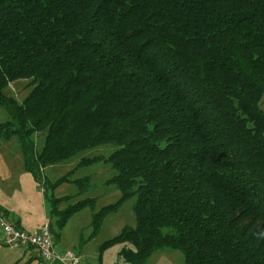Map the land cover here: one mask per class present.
<instances>
[{"label":"trees","instance_id":"obj_1","mask_svg":"<svg viewBox=\"0 0 264 264\" xmlns=\"http://www.w3.org/2000/svg\"><path fill=\"white\" fill-rule=\"evenodd\" d=\"M20 78L21 102L3 92ZM263 94L264 0H0V142L17 138L55 241L92 203L61 208L45 166L113 144L109 180L135 198V225L103 247L124 264L163 248L184 264H264Z\"/></svg>","mask_w":264,"mask_h":264},{"label":"rangeland","instance_id":"obj_2","mask_svg":"<svg viewBox=\"0 0 264 264\" xmlns=\"http://www.w3.org/2000/svg\"><path fill=\"white\" fill-rule=\"evenodd\" d=\"M28 82L29 80L26 78L12 81L3 88V92L21 102L30 90L29 85H27ZM260 107L264 112V94L260 101ZM7 117L6 110L0 106V122L5 121ZM34 139L36 149L40 151L43 146V136L35 135ZM114 148L113 144L93 146L62 161L48 164L43 170L45 179L54 184L51 193L54 197L63 198L60 204L61 208H65L69 204L72 205L81 199H88L92 203L90 206L83 207L73 213L62 227L58 239L54 240V249L57 255L72 252L77 256L78 264H124L118 256L119 244L103 247L104 242L116 236L123 226L135 225V216L132 210L135 198L128 197L120 201V191L109 180L114 170L107 157ZM0 156H10L12 161L2 163V165L13 166L9 171L11 179L5 178L0 182L1 196L4 197V193L8 196V203L15 206L18 215L25 217L28 210H34L36 216L31 218L35 224H39L40 217L37 213L40 212L41 219L42 217L50 219L52 229L57 232L56 216L50 218L49 203L44 198L43 191L38 197V192H35L34 188L30 190L27 186L29 182H24L19 177V165L15 160L21 157L23 161V158L15 136L5 142H0ZM21 170L23 172L24 168ZM29 177H32L31 174ZM83 178H87L88 187L85 191L79 192L80 187L75 181ZM35 185L39 189L36 183ZM116 202H118L117 206L104 214L98 229L95 231L92 224L93 215L103 207ZM43 204L46 208L45 217L42 211ZM38 255L32 249L5 244L3 234H0V264H44ZM55 264L64 263L57 260ZM143 264H184V257L176 249H157Z\"/></svg>","mask_w":264,"mask_h":264},{"label":"built area","instance_id":"obj_3","mask_svg":"<svg viewBox=\"0 0 264 264\" xmlns=\"http://www.w3.org/2000/svg\"><path fill=\"white\" fill-rule=\"evenodd\" d=\"M0 229L5 244L13 247L34 248L40 254L44 264H53L57 260L64 264H78V258L72 252L57 255L48 222H45L37 232L31 233L9 222L0 210Z\"/></svg>","mask_w":264,"mask_h":264},{"label":"crops","instance_id":"obj_4","mask_svg":"<svg viewBox=\"0 0 264 264\" xmlns=\"http://www.w3.org/2000/svg\"><path fill=\"white\" fill-rule=\"evenodd\" d=\"M19 158L21 159V157H19ZM20 159L17 158V160H15V162L17 161V163L19 165L18 167H19V177H20V179H23L24 182H29L27 184V186L29 187V189L31 190V188H34L35 192H38V197H40V194H41L42 189H40L39 187H38L39 189H37L35 187L36 186L35 185L36 182L34 181L33 177H29V175H30L29 173L25 172L24 170L22 172L21 169H23V161H22V159H21V161H19ZM11 161L12 160H11V157L10 156H0V171H1V174H0V182H1L2 179H5V178L11 179V175H10L9 171L11 170V167H13V166H11L9 164L2 165V163H9ZM7 198H8V196L5 193H4V197H2L1 194H0V210L2 211V213L4 214V216L7 218V220L9 222L15 224L19 228H22L25 231H28V232L33 233V232H37L39 230V228L45 222H48L49 221L48 218H43L42 217V219H41L40 212H38L37 215H38V217H40V219L38 220V223L39 224H35V221L32 219V218H35V216H36L35 213H34V210H28L27 211V215L25 217L24 216H21V215H18L16 213L15 206L9 204L8 201H7ZM42 211H43L44 217H45V215H46V208H45V205L44 204H43V210ZM46 220H48V221H46ZM0 234H2L1 229H0ZM24 249H32V250L36 251L32 247H24ZM38 254L39 253L37 252V255ZM38 256H40V254ZM39 258H41V256ZM55 262L56 261H54L53 264H55Z\"/></svg>","mask_w":264,"mask_h":264}]
</instances>
